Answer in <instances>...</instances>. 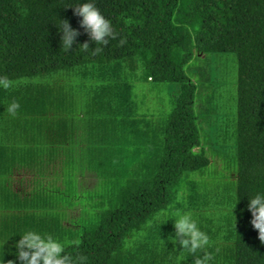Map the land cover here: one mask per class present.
<instances>
[{"label": "trees", "instance_id": "1", "mask_svg": "<svg viewBox=\"0 0 264 264\" xmlns=\"http://www.w3.org/2000/svg\"><path fill=\"white\" fill-rule=\"evenodd\" d=\"M79 2L0 0V77L11 81L0 88V264L16 259L27 230L67 241L87 264H178L172 220H154L172 207L208 235L210 264H264L247 208L264 192V0H95L117 34L96 55L70 7ZM62 20L80 33L69 51L60 48ZM227 54L237 183L222 218L221 201L193 189L211 164L201 131L221 135L213 100L196 111L198 90H221L205 69L221 62L207 57ZM70 78L90 84L77 108ZM149 84L178 88L164 117L139 112ZM13 99L14 118L4 109ZM180 259L194 264L186 252Z\"/></svg>", "mask_w": 264, "mask_h": 264}, {"label": "clouds", "instance_id": "2", "mask_svg": "<svg viewBox=\"0 0 264 264\" xmlns=\"http://www.w3.org/2000/svg\"><path fill=\"white\" fill-rule=\"evenodd\" d=\"M74 8V14L81 17L80 26L84 32L88 34L90 41L96 47L92 49V55H96L103 50V46H107L110 40L116 38V32L111 21L106 18L100 9L96 6L95 0H80L78 5L70 6ZM63 23L57 27L60 37V48L69 51L76 42L80 33L73 29L68 21L62 20ZM124 43V40H121ZM99 45L100 47H97ZM84 52L89 51V43L79 45ZM11 81L7 77H0V88L8 89ZM20 103L13 99L6 106L5 111L11 117H16L20 110ZM248 210L252 214V225L258 230L259 239L264 243V192H257L254 196L249 197L247 205ZM172 220L175 235L170 236L174 244L178 242L182 251L178 255L179 258L183 253L190 254L194 257V264H210L211 255L205 250L209 246L208 235L201 230L197 220L190 212L158 213L154 220L162 221L160 226L168 220ZM20 239L15 242L16 248L15 260H10L7 264H16L18 260L20 264H87L85 255L70 256L67 253V241L61 242L51 234L41 233L35 230H27L19 234ZM3 242V245L8 241ZM162 240V239H161ZM165 244V241L162 240ZM200 253V255H197ZM4 264V261L2 262Z\"/></svg>", "mask_w": 264, "mask_h": 264}, {"label": "rangeland", "instance_id": "3", "mask_svg": "<svg viewBox=\"0 0 264 264\" xmlns=\"http://www.w3.org/2000/svg\"><path fill=\"white\" fill-rule=\"evenodd\" d=\"M209 61H221L220 63H212L205 70L216 76L218 82H223L224 86L218 92V86H215L214 92L206 90L205 86L200 87L198 93L203 92L202 98L196 104V111L201 112L199 103H203L205 106L209 100H213L218 107V120L216 122L217 133L221 131L219 138L212 136L209 131H201V138L203 145L206 144L205 149L207 156L211 162L210 166L205 169L203 177L197 178L198 185L194 191L200 193L201 195H208L213 201L220 200L223 208L220 211L222 218L226 217V206H233L235 203V193H236V179L234 178L237 173V166L235 162L236 152V139H235V129H236V117L232 115V104L236 99V83H231L235 78L233 73V58L232 55H216L207 57ZM227 61L226 64L223 62ZM198 61L193 62V66L197 64ZM222 64L223 67L221 66ZM199 65V64H198ZM218 67V68H217ZM217 68V69H214ZM214 71V72H212ZM74 80L71 85L75 88L79 102L75 101V108L79 106L90 89V84L81 85L79 81ZM82 86V87H81ZM204 89V91H203ZM142 90L146 91L145 96L142 97L139 104L140 114L145 113L146 115L157 114L158 117H164L170 112L174 97L178 94L177 87L170 86H154L149 84L144 86ZM156 90L153 93L150 91ZM150 92V93H149ZM197 93V95H198ZM234 111V110H233ZM225 113L228 116H222ZM205 124L202 118L199 120V125ZM206 125V124H205ZM212 138V139H211ZM191 178L193 175L190 176ZM181 200V199H180ZM215 202L209 205V211L212 212ZM173 208V213L177 210ZM172 209H169V213ZM73 212H77L76 210ZM189 212V211H181ZM77 214V213H76ZM180 248L178 242L175 245ZM181 263V259L179 258ZM172 263V262H171Z\"/></svg>", "mask_w": 264, "mask_h": 264}]
</instances>
